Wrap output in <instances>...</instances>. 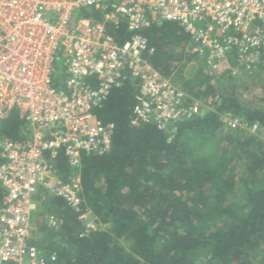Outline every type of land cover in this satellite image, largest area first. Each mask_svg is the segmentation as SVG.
Wrapping results in <instances>:
<instances>
[{
	"label": "built area",
	"instance_id": "1",
	"mask_svg": "<svg viewBox=\"0 0 264 264\" xmlns=\"http://www.w3.org/2000/svg\"><path fill=\"white\" fill-rule=\"evenodd\" d=\"M166 21L182 27L187 51L209 66L249 71L264 58V0H0V128L15 109L27 122L21 138H0V264H65L34 242L49 199L78 214L82 235L99 228L85 205L82 165L112 149L111 126L96 112L111 89L132 81L130 123L169 137L215 108L219 93L201 100L150 63L155 49L145 30ZM109 25L129 36L118 42ZM225 117L231 129L242 124Z\"/></svg>",
	"mask_w": 264,
	"mask_h": 264
},
{
	"label": "trees",
	"instance_id": "2",
	"mask_svg": "<svg viewBox=\"0 0 264 264\" xmlns=\"http://www.w3.org/2000/svg\"><path fill=\"white\" fill-rule=\"evenodd\" d=\"M81 14L91 15L87 10ZM98 15L93 17L100 19ZM108 29L118 42L129 36L122 25ZM145 33L155 49L150 63L173 74L176 82L182 80L184 66L198 60L187 51L190 36L171 21L154 24ZM174 48L181 49V57ZM209 79L205 75L203 82ZM235 79L231 74L227 81ZM191 82L184 79L182 87L195 97L219 93L221 99L213 110L180 122L173 137L153 124L130 123L137 91L132 81L111 89L96 112L111 126L112 149L84 157L82 165L85 205L106 227L82 235L78 214L63 199L52 198L37 217L55 213L60 229L55 232L39 217L38 247L56 251L65 264H264V139L244 129L241 136H235L237 129L221 135L228 114L264 130V108L243 101L236 85L220 93L213 85L194 91ZM26 127L15 109L3 120L0 138L19 139ZM223 142H235L230 159L219 155L226 149ZM241 149L245 191L237 197L236 175L227 171ZM62 159L59 166L66 172ZM2 198L0 187V204Z\"/></svg>",
	"mask_w": 264,
	"mask_h": 264
},
{
	"label": "rangeland",
	"instance_id": "3",
	"mask_svg": "<svg viewBox=\"0 0 264 264\" xmlns=\"http://www.w3.org/2000/svg\"><path fill=\"white\" fill-rule=\"evenodd\" d=\"M180 48H174L173 52L174 55L177 57H181L180 54ZM183 58L185 57L184 55L182 56ZM182 61V60H181ZM184 60L182 61V63ZM57 68L58 70L62 69V61L60 59L57 60ZM175 64L178 65V61L174 62ZM181 64V63H180ZM252 71L247 72V69L242 70V68H236L233 65H222L219 67H212L209 66L208 63H206L203 59L198 57V60L188 62L182 71V80H179L177 83L181 86H183V80L188 79L192 84V88L194 91H205L208 88V85H213L215 89H218L220 93H227L230 89H232L233 85H236L237 88V94L240 96V98L252 105H255L257 107H263L264 108V61H262L261 65L259 67H253ZM202 69L203 73L206 76H209L210 79L208 80L209 82L205 83L203 82L204 79V74L199 75V70ZM174 72L177 74V70L175 69ZM198 74V75H197ZM234 75L236 77L234 83H229L228 78L230 75ZM236 75V76H235ZM56 79H57V74H55ZM203 78V79H202ZM208 79V78H207ZM201 86V87H200ZM187 87V86H186ZM228 90V91H227ZM227 91V92H226ZM204 100V99H203ZM235 118L239 119V121L242 123L240 127L235 129H231L228 124H227V118L224 116L223 120L226 122L224 125L225 127L223 128L224 132L221 133V135H225L226 132H229L230 130H235L238 131L235 133V136H241L244 133L242 132L243 129L244 131H248V133H255L259 135L262 139H264V130L263 129H253L250 125H247L246 122L243 121V119L237 115H234ZM222 145V144H221ZM223 146L226 147L225 150L222 151L221 158L225 157L227 159H230L235 152V142L232 143H224ZM243 152V149H241L238 153V155L234 156V158L231 160V164L228 167L227 174H235L236 175V180L237 184L235 185V189L238 193L237 197H240L239 195H243V192L245 191L243 185H244V170L243 168L245 167V161L244 157H241V154ZM220 157V156H219ZM243 187V188H242ZM41 217V216H40ZM90 218L95 219L97 227H106V225L100 224L97 222V219L95 215L93 214V217L90 216ZM40 219V218H39ZM41 219H44L43 221L48 222L46 219L45 215H42ZM50 227L54 229V231L58 232L60 229V224L59 223H47ZM42 238V234L38 233V239ZM59 239V237H58Z\"/></svg>",
	"mask_w": 264,
	"mask_h": 264
}]
</instances>
